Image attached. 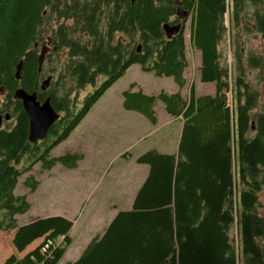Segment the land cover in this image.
I'll use <instances>...</instances> for the list:
<instances>
[{
    "label": "trees",
    "instance_id": "16d2710c",
    "mask_svg": "<svg viewBox=\"0 0 264 264\" xmlns=\"http://www.w3.org/2000/svg\"><path fill=\"white\" fill-rule=\"evenodd\" d=\"M175 1L0 0V88L5 90L4 95L0 92V117L8 114L17 120L8 131L0 129V232L15 231L17 253L43 240L23 257L12 254L3 264H59L65 255L73 223L53 216L19 225L17 216L27 213L30 203L15 188L35 164L44 170L57 164L77 167L82 155L51 157V151L132 65L173 78L179 88L148 95L133 90L132 84L122 93L124 108L153 125L157 102L181 120L176 153L151 149L137 158L149 172L132 208L119 211L103 235L66 264H264V217L258 211V197L264 193V104L245 76L247 67L264 72V0H178L190 14L188 44L201 54L200 81L215 84L214 94L200 96L192 83L186 98L181 93L189 65L184 31L170 39L163 31L175 15ZM228 15L231 32L244 25L263 44L261 53L251 52L242 60L239 40H232L235 71L222 49ZM46 37L52 54H46L50 59L38 74ZM49 73L55 80L44 94L40 80ZM86 84L93 91L80 99ZM19 88L49 96L60 114L40 146L28 142L27 116L20 102H12ZM38 184L31 176L25 181L30 192ZM61 236L63 246L40 252L47 240Z\"/></svg>",
    "mask_w": 264,
    "mask_h": 264
},
{
    "label": "rangeland",
    "instance_id": "374dc122",
    "mask_svg": "<svg viewBox=\"0 0 264 264\" xmlns=\"http://www.w3.org/2000/svg\"><path fill=\"white\" fill-rule=\"evenodd\" d=\"M188 24L189 22L186 23L184 37L189 65L184 71L186 85L181 90L182 96L187 97L192 83L195 84L198 95H212L215 93V84L200 81L198 69L201 54L193 51L188 44ZM226 29L222 49L229 68L235 71L233 51L236 46L231 45L232 40L238 38L242 60L251 52L261 53L263 44L259 34L247 31L244 25L233 28L231 32L229 15ZM245 76L247 83L259 90L263 105L264 72L247 67ZM54 78L55 76L53 80ZM132 84L135 85L133 90L140 89L148 95H157L162 91L175 93L179 90L173 78L157 76L153 72L143 71L139 65H132L93 105L68 139L51 151V157L82 155L77 167L68 169L57 164L51 170H44L40 163L35 164L19 179L15 188V194L27 196L30 203V210L17 216L20 225L38 218L63 215L71 218L72 243L59 264L76 261L86 244L93 237L103 234L117 211L132 208L133 198L148 174V166L137 162L139 156L151 149L163 154L176 152L182 129L181 120L169 116L161 102H157L155 106L156 125L142 114L126 110L122 104V93ZM92 91L93 87L87 85L80 92V99ZM227 102L231 106V93L227 94ZM30 176L39 183L34 192H30L25 186V181ZM258 201L259 214L264 217V193L259 194ZM11 233L0 232V264L12 254L23 257L43 242L38 240L23 253H13L15 249ZM88 236L91 237L84 248L80 249L81 241Z\"/></svg>",
    "mask_w": 264,
    "mask_h": 264
},
{
    "label": "water",
    "instance_id": "95a60500",
    "mask_svg": "<svg viewBox=\"0 0 264 264\" xmlns=\"http://www.w3.org/2000/svg\"><path fill=\"white\" fill-rule=\"evenodd\" d=\"M134 1V0H132ZM176 16L181 20L188 18L189 12L184 10L178 0H176ZM182 29V23L175 26H170L168 24L163 25V31L167 39L172 38L174 35L178 34ZM38 44L35 43L34 47L37 48ZM141 46L138 47L137 51L140 52ZM48 52L46 45L41 48L38 58V68L37 73L40 74L42 71L45 56ZM22 61L16 67L15 79L19 80L20 71L22 68ZM51 83V77L44 80L40 86L41 90L45 92ZM14 100H18L22 104V108L29 121V136L28 142L30 144H35L40 141H44L54 126L55 122L59 120L60 114L56 112L51 104L50 97L46 98L43 103L39 102L36 97V93L29 94L24 89L19 88L15 91ZM6 119H9V115H6ZM2 118L0 117V123ZM254 130V126L252 127Z\"/></svg>",
    "mask_w": 264,
    "mask_h": 264
},
{
    "label": "flooded vegetation",
    "instance_id": "af4514ba",
    "mask_svg": "<svg viewBox=\"0 0 264 264\" xmlns=\"http://www.w3.org/2000/svg\"><path fill=\"white\" fill-rule=\"evenodd\" d=\"M176 2V1H175ZM177 7V6H176ZM182 8H183V6H182ZM185 10V9H184ZM187 11V10H186ZM189 20H190V14L188 15V18L187 19H185V20H181L179 17H177L176 16V12H175V15L168 21V25H170V26H175V25H177V24H180V23H182V29H181V31L183 30L184 32H185V30H186V23L187 22H189ZM180 31V32H181ZM179 32V33H180ZM178 33V34H179ZM178 34H176V35H178ZM176 35H174V36H176ZM46 45V47H47V49H48V52H47V56L48 55H51L52 53V45H51V41H50V37H46V40H45V42L43 43V45ZM43 45L41 46V48L43 47ZM40 51H41V49H40ZM39 51V52H40ZM55 51V50H54ZM46 59V61L47 60H49V59H47V57L45 58ZM51 72V71H50ZM54 75L55 74H53V73H49V74H46V75H44V77L40 80V86H41V84H42V82L44 81V80H46L48 77H51V83H50V86H49V88L48 89H50V87H51V85L53 84V82H54V80H53V77H54ZM86 86H87V84L86 85H83L82 87H81V89H80V91H83V90H85V88H86ZM90 86V85H89ZM40 90H41V88H40ZM4 88H0V92L2 93V95H4ZM47 92V90L45 91V92H43L42 90H41V93H46ZM15 93V92H14ZM34 93H36V92H34ZM29 94H31V93H29ZM14 96V95H13ZM36 97H37V100L39 101V102H41V103H43L44 102V100L46 99V98H48L49 96H45L44 98H41V97H39L38 96V94L36 93ZM15 101H18V100H14V98L12 99V102L13 103H15ZM10 103V106H11V108L12 109H15V107L16 106H14V104L13 103ZM18 102H20V101H18ZM21 103V102H20ZM21 106H22V104H21ZM8 115V114H7ZM6 117V115L4 116V118L3 117H1L2 118V120H1V123H0V129H2V130H6V131H8V128H13V127H15L16 125H17V120H15V117L13 118L12 117V115H9V119H6L5 118ZM28 119V118H27ZM29 122V121H28ZM52 129V128H51ZM51 131V130H50ZM50 133V132H49ZM49 135L50 134H48V137H49ZM28 136H29V125H28V134H27V140H28ZM48 137L44 140V141H46L47 139H48ZM44 141H40V142H37V143H35V144H33V145H38V146H40L41 144H43L44 143ZM43 155V154H42Z\"/></svg>",
    "mask_w": 264,
    "mask_h": 264
},
{
    "label": "built area",
    "instance_id": "2783aa9c",
    "mask_svg": "<svg viewBox=\"0 0 264 264\" xmlns=\"http://www.w3.org/2000/svg\"><path fill=\"white\" fill-rule=\"evenodd\" d=\"M63 242H64V236L59 237L55 241L47 240L46 243L41 247L40 252L42 254H45L50 248H56V247L63 246Z\"/></svg>",
    "mask_w": 264,
    "mask_h": 264
},
{
    "label": "crops",
    "instance_id": "0c3cea01",
    "mask_svg": "<svg viewBox=\"0 0 264 264\" xmlns=\"http://www.w3.org/2000/svg\"><path fill=\"white\" fill-rule=\"evenodd\" d=\"M177 145H178V143H177ZM175 153H176V152H175ZM148 172H149V167H148ZM147 175H148V174H147ZM142 183H143V182H142ZM141 185H142V184H141ZM133 199H134V198H133ZM132 203H133V202H132ZM118 212H119V211H117V212L114 214V216H115ZM114 216L111 218V220L114 218ZM61 217H64V218H66V219H68L69 221L72 222L71 218H70L69 216H67V215H63V216H61ZM111 220H110V222H111ZM110 222H109V223H110ZM18 223H19V222H18ZM72 223H73V222H72ZM109 223H108V225H109ZM19 225H20V224H19ZM108 225H107V226H108ZM106 228H107V227H106ZM105 230H106V229H105ZM104 232H105V231H104ZM104 232H103V233H104ZM14 233H15V231H12V233H11V234H12V237H13ZM70 235H71V233H69V236H70ZM101 235H103V234H101ZM101 235H99V236H101ZM12 237H11V240H12ZM90 237H91V236H88V238L83 239V240L81 241V243H82V248H80V249H83V248H84V245L86 244V242L88 241V239H89ZM95 237H96V236H95ZM70 238H71V236H70ZM93 238H94V237H93ZM93 238H92V239H93ZM92 239H91V240H92ZM91 240H90V241H91ZM37 241H38V240H37ZM37 241H35L33 244H31L27 249L31 248V247H32ZM90 241H89V242H90ZM11 242H12V241H11ZM89 242H88V243H89ZM71 243H72V238H71ZM88 243H87V244H88ZM87 244H86V246H87ZM86 246H85V247H86ZM84 249H85V248H84ZM13 253H16V251L13 252ZM6 259H7V258H6ZM6 259H5V260H6ZM5 260H4V261H5ZM3 263H4V262H3Z\"/></svg>",
    "mask_w": 264,
    "mask_h": 264
},
{
    "label": "bare ground",
    "instance_id": "6f19581e",
    "mask_svg": "<svg viewBox=\"0 0 264 264\" xmlns=\"http://www.w3.org/2000/svg\"><path fill=\"white\" fill-rule=\"evenodd\" d=\"M2 94V93H1Z\"/></svg>",
    "mask_w": 264,
    "mask_h": 264
}]
</instances>
